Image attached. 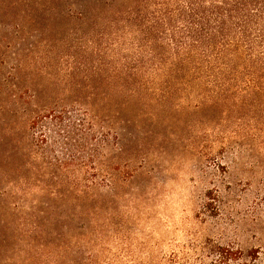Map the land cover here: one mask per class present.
Segmentation results:
<instances>
[{"label": "trees", "instance_id": "1", "mask_svg": "<svg viewBox=\"0 0 264 264\" xmlns=\"http://www.w3.org/2000/svg\"><path fill=\"white\" fill-rule=\"evenodd\" d=\"M61 3L43 23L46 53L24 43L28 21L0 38L12 69L1 81L9 157L44 193L29 264H264V0ZM56 43L67 50L60 60ZM195 91V113L207 105L223 119L237 113V163L257 169L252 236L259 244L235 251L211 242L162 261L112 257L110 241L130 236L112 212L134 177L124 165L146 160L149 134L153 146L160 138L154 127L147 135L145 120L157 116L146 107ZM130 142L137 153L128 157Z\"/></svg>", "mask_w": 264, "mask_h": 264}, {"label": "rangeland", "instance_id": "2", "mask_svg": "<svg viewBox=\"0 0 264 264\" xmlns=\"http://www.w3.org/2000/svg\"><path fill=\"white\" fill-rule=\"evenodd\" d=\"M61 2L64 0L58 4L53 0H0V38L10 36L14 22L28 21L24 43L34 46L36 55L46 53L50 42L39 39L44 37L43 23L53 16V7H63ZM58 44L52 55L60 60L67 50ZM8 60L7 54L0 53V264H29L35 243L31 229L44 193L28 171L18 169L10 159L12 144L4 139L1 81L12 70ZM44 63L38 62L40 66ZM199 101L195 91L171 98L163 106L155 101L147 105V111L157 116L145 120L147 135L154 127L160 138L153 146L155 134H149L146 149L141 150L146 160L124 165L126 177L133 171L134 177L120 190V198H114L112 212L130 236L126 241H110L112 257L122 255L129 262L162 261L211 242L235 251L259 244L252 236L257 169L237 163V113L228 112L223 119L213 105H207L204 113H195L191 107ZM178 105L184 110L181 113L175 110ZM127 129L139 133L135 126ZM212 142L217 143L211 149ZM133 145L128 144V157L137 153Z\"/></svg>", "mask_w": 264, "mask_h": 264}]
</instances>
